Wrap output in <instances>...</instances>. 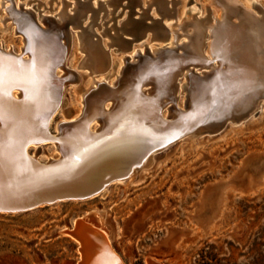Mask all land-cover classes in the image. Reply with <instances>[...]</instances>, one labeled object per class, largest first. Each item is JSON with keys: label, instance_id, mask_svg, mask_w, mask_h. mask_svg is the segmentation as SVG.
<instances>
[{"label": "rangeland", "instance_id": "obj_1", "mask_svg": "<svg viewBox=\"0 0 264 264\" xmlns=\"http://www.w3.org/2000/svg\"><path fill=\"white\" fill-rule=\"evenodd\" d=\"M6 1L11 12L23 10L15 7L16 0ZM18 1L29 2L25 10L36 19H59L65 3L70 5L71 14L80 1L93 2L98 7L97 0ZM99 1L109 4L97 17L89 13L79 27L61 24L67 53L58 68V76L64 81L59 105L47 125L53 136H60L66 123L82 117L86 91L97 88L95 82L105 77L82 65L87 58L81 49L83 28L91 27L94 40L100 38L106 45L103 49L112 52V64L106 75L110 74L109 81L116 84L121 76L117 78L115 74L123 63L122 56H129L130 52H117L112 42L134 39L130 32L122 31L128 18L139 19L143 7L148 16L161 19L157 5L149 7L150 0H144V6L133 7L132 0H120L114 5L112 0ZM179 1L178 6L169 5L178 9V20L186 11L187 16L195 14L196 18L208 17L211 11L214 15L221 14L210 5L211 0ZM235 1L258 17L264 15V0ZM4 16L0 13V20ZM144 23L152 25L149 18ZM162 23L167 27L175 19ZM5 26L0 22V42L12 48L10 51L20 52L21 46L24 47L21 35ZM147 42L142 38L133 44ZM153 44L164 51L172 47L168 42ZM139 47L143 48L134 47L132 54ZM212 64L218 69L226 68L217 61ZM96 67L103 69L99 55ZM211 71L209 67L190 65L178 74L172 81V91L158 96L161 118L173 121L186 113L193 104L197 85L191 77L204 78ZM104 82L108 84L98 83ZM142 91L147 96L156 94L150 82L144 84ZM246 99L223 104L205 124L153 152L134 169L132 176L111 182L91 198L45 204L22 212H0V264H77L79 241L69 232L80 217L103 224L126 264H148V259L162 264H264V101L256 106H238ZM114 104V100L107 101L106 110ZM101 128V119L89 125L92 132ZM30 150L43 161L62 156L54 141L33 144Z\"/></svg>", "mask_w": 264, "mask_h": 264}, {"label": "bare ground", "instance_id": "obj_2", "mask_svg": "<svg viewBox=\"0 0 264 264\" xmlns=\"http://www.w3.org/2000/svg\"><path fill=\"white\" fill-rule=\"evenodd\" d=\"M119 1L112 0L111 4L114 5ZM148 2H150L148 4L149 7L157 5L158 13L162 15L163 20L175 19V23L167 27L151 26L141 30L132 27L130 32L134 34L140 32L139 34H142L147 39L148 42L146 44H133L139 40L130 43L123 40L113 41L112 44L117 46V52H130L129 56H122L123 63L120 66L119 73L113 72L116 73L115 76L117 78L122 73L126 62H139L136 67L137 72L147 73L152 76L150 84L154 86L156 91L154 95L160 96L172 91V81L190 65L211 68V73L204 78L191 77L192 80L196 81L197 85L195 86L191 108L180 115L183 120L187 118L194 119L204 115L207 108L212 104L216 105L212 112V116H214L223 104L232 102L230 95L238 88L240 89L234 92L235 96L248 94V104L256 106L261 101H264V15L258 17L244 4H240L235 0H211L210 5L218 12H221L220 16L214 15L211 11L208 17L196 18L194 17L195 14L187 16L189 11H186L185 16L178 20V9H171L169 5L178 6L180 5L179 0H150ZM97 3L98 7L93 2L80 1L75 5L73 14L68 10L70 5L65 3L60 10L59 19H52V23H46L43 17L38 18L39 24L42 27L50 26L52 28L51 31L37 32L34 31L26 18L20 17V15L14 14L8 9V1L2 0L0 13H4L5 16L0 22L6 24L5 28L7 30L21 35L22 45L25 43V36L18 30L23 29L26 34L34 33V38L39 42V49L44 50L39 55V59L43 60L42 57L44 56L45 60H49L53 67H57L55 74L58 76V68L61 66L59 64L61 48L58 40L62 32L61 24L66 23L69 26L79 27L81 21L87 18L89 13L97 17L102 8L105 9L109 4L108 2L101 3L99 0H97ZM145 3L144 0H132L131 7L138 6L137 4L144 6ZM28 4L29 2L22 4L18 0L15 1L16 8L22 7L25 9ZM39 4L42 5L41 3ZM253 7L255 8V4ZM55 9L53 8L52 10L54 11ZM142 9L144 10L143 7ZM233 19H237L238 22H234ZM130 23V18H128L126 24ZM149 31L152 34H149ZM172 35L173 40L171 41ZM238 36H240V39H238ZM183 37H186L187 41H180ZM208 39H211V41H208ZM81 41V49L87 54V58L82 65L90 68L92 73L105 75L104 79L99 81H107L109 85L114 86V82L109 81L112 76L110 74L106 75L112 64V52H106L103 49L102 46L106 45L100 38L94 40L91 27L83 28ZM154 41L168 42L172 47L168 49L169 51H164L162 48H156L153 44ZM137 46H142L143 48H136L135 53L132 54L133 48ZM0 48L6 49V51L12 49L10 47L6 48L3 41L0 42ZM22 50L23 46H21L20 52L17 53H21ZM240 51L246 53L247 59L241 53L237 57V53L239 54ZM204 53L212 56L213 59L207 58ZM98 55L103 60V69L101 70H97L98 68L96 67ZM25 57L27 58L28 56ZM150 57L155 60L160 59V61H154ZM37 61L38 59L34 63L30 62L26 66L24 65V68H22L30 71L29 68L32 69L37 66ZM216 61L220 63L219 65L227 66L228 76L226 78H222L224 71H220L221 69L212 64V62ZM13 65L15 64L12 60L0 56V116L2 118L0 120V142L2 145L0 147V203L16 197L30 196L43 190L54 191L61 187L79 186L81 183L91 179L88 176L87 167L97 159H103L109 166L123 169L129 164L128 162L135 154L139 155V153L133 152L135 150L132 147L135 143H132L129 139L130 137L124 134L115 140L105 141L96 145L90 144V147L82 154L78 163L68 159L63 163H58L45 169L34 166L32 162L24 158L21 151L42 166L49 162L41 160L35 153L31 154L30 146L35 143L34 139L41 128L39 121L43 117L41 119L38 115L39 113H47L54 108L56 93L52 91L51 96L39 99L37 95H40V91H36V86L34 85L33 89H31L33 92H28L24 99L21 100H19L21 95L13 90L12 97L16 102L11 101L5 95L6 89L8 87L16 88L15 84H19V80H23L22 77L28 76L25 74L26 71L24 72L22 69L20 74L13 76L11 70L16 68ZM34 75H29L31 83L35 81ZM46 76L48 80L49 73ZM134 77H136L134 73L126 71L123 79L129 81L132 80L129 78ZM99 81H96L95 84L98 85ZM121 90L128 93L131 90L133 91L134 88L126 89L124 85ZM110 98L113 97L103 92L101 88L95 89V87H92L86 91L83 101L85 106L81 109V111H84V116L77 125L71 128L79 132L73 138L68 137L65 142V146H70L71 148L67 151L68 156L77 155L78 150L86 143L80 140L81 137L85 136L82 132V122L94 115V102L105 103ZM133 101L134 97H131L126 103L116 104L113 108L115 110L109 116L103 118V126L105 127L114 118L123 115ZM108 106L105 105V110L108 109ZM226 112H223V114L226 115ZM152 124L155 126L168 125L163 121L153 122ZM134 133L135 130L126 132L127 135H133ZM61 150L64 151L63 146H61ZM26 169H31L32 172H25ZM70 200L79 201V199ZM71 231L90 241L89 243L93 246V257L91 258L93 264H110L112 261L113 264H126L122 256L113 247L111 236L108 230L103 228V224L100 226L92 222L89 217H80L74 222Z\"/></svg>", "mask_w": 264, "mask_h": 264}, {"label": "water", "instance_id": "obj_3", "mask_svg": "<svg viewBox=\"0 0 264 264\" xmlns=\"http://www.w3.org/2000/svg\"><path fill=\"white\" fill-rule=\"evenodd\" d=\"M139 5V4H137ZM136 6V5H135ZM142 9V8H141ZM143 13L140 14V18H131L129 28H122V31H128L130 32L131 28H138V30H141L142 28L145 27H166L165 24L162 23L163 17L161 16V19L155 20L151 16H148L145 13V10H143ZM14 14L20 15V17H24L27 19V22L32 26L34 31L37 32H47L51 31V27H42L39 24L38 19H36L31 12L26 11L23 9L22 11L18 9H14L13 11ZM151 20V26L144 23L146 19ZM43 20L46 23L51 22L52 19L46 17L43 18ZM31 29V28H30ZM128 29V30H127ZM18 32L22 33L25 36V43L24 47L21 53H16L13 51H6L2 48H0V56L12 60L14 62L13 65L16 67L14 70L12 68L11 73H13V76L20 74V70H24L23 66L27 65L30 62H35L36 59L38 61L36 63L37 66L34 68H29L30 71L24 70L25 74L28 75L26 77H22L23 80H19V84H15L16 88H11L8 87L6 89L5 95L10 99L11 101L16 100L12 97V91L13 90H18L21 95L19 100L24 99L26 94L33 89L34 85L36 86V91H40V95H37L39 99H44L47 98V96L52 95V91H55L56 93V101L54 103V108L47 112V113H39L38 116L43 117V119L40 122L41 128L38 130L39 133L36 135L34 141L35 143L33 144H38L46 141H54L59 145V150L62 154L60 158L57 159H51L46 165H40L36 161L31 160L28 156H26L23 151H21V154L24 156V158L27 161H30L33 163L34 166L40 167V168H48L54 165H57L58 163H63L67 161L68 159L74 160V163H78L81 160L82 154L87 151V148L90 147V144H100L105 141H110V140H115L119 137H122L124 134L125 136L130 137L129 139L131 140L132 143H135V145L132 147L134 153H139V155L135 154L130 161L128 162L127 166H125L123 169L116 168L109 166L108 163H105L103 159H97L95 162L89 164L87 167V173L88 176L91 177V179L87 182L81 183L79 186H72V187H61L57 188L54 191H47L43 190L41 192H36L31 194L30 196H24V197H16L12 198L7 202H1L0 203V212H22V211H27L33 208H36L41 205L45 204H52L56 203L61 200H70V199H87L95 196L96 194L100 193L108 184L115 180L119 179H124L129 177L134 169L138 166H140L153 152H156L158 150L163 149L167 145L173 143L174 141L178 140L180 137L183 135L189 133L190 131H193L197 129L198 127L202 126L205 124L211 117H212V112L214 111V108L216 107L215 104H212L209 108H207V111L204 115L200 117H196L194 119L187 118V119H182L181 117L179 119L173 120V121H166L160 116L159 108H158V103H159V98L157 95L155 96H147L145 93L142 91V87L144 86L145 83L150 82L152 76L147 74V73H138L137 72V66L139 65V62L136 63H127L126 67L123 69L121 76L118 79V82L114 85L111 86L107 83H98V87L95 89H102L103 92L108 93L111 95L113 98H110L107 101L114 100L115 104L112 106L110 110H105V103H97L94 102L93 104V113L94 115L87 119L83 123L82 127V132L84 133L85 136L81 137L80 140L81 142H86L82 145V147L78 150V154L74 156H68L67 151L70 148V146H65L66 145V139L68 137H75L76 134H78L79 131L71 129L73 126L77 125L81 119L84 116V112L82 117L75 121V122H69L66 123L63 126V130L60 134V136H53L48 132L47 125L49 118L51 114L57 109L59 105V98H60V91L62 87V83L64 82L62 78L58 77L55 74V71H57V67H53L51 65V62L49 60H45L44 56L42 57L43 60L39 59V55L43 53L41 49H39V42L37 39L34 37V33H25L23 29H19ZM133 36V40H127V39H121L126 42H134L135 40H141L143 37L142 34H134L130 32ZM239 35V34H237ZM240 36H238V39ZM62 32L60 34L59 40V45L61 48V59L59 64L62 66L65 60V56L67 53L66 46L62 42ZM169 51V50H165ZM240 53L243 55L244 58L247 59L246 53L239 52L237 53V57L240 56ZM28 56L27 58L25 56ZM41 57V56H40ZM236 57V58H237ZM150 59H152L150 57ZM154 61H160V59H152ZM23 67V68H22ZM227 68V66H226ZM221 69L220 71H224V74H222V78H226L227 75V69ZM126 71H130L136 75L134 78H129L132 80H124V75ZM29 73V74H28ZM49 73V78L47 80L46 74ZM35 74V75H34ZM128 74V73H127ZM12 75V74H11ZM29 75H34L35 76V81L31 83V78ZM21 78V77H20ZM29 78V79H28ZM28 79V80H27ZM133 84V85H132ZM125 85V88H130L133 87L134 90L129 91L126 93L125 91L121 90V87ZM132 85V86H131ZM35 89V88H34ZM240 88L235 90L234 92L238 91ZM33 92V91H32ZM232 92L230 97L231 101L238 99L244 100L245 97L247 99L238 106L240 107H247L250 106L251 104L247 103V100L249 99L248 94H244L241 96H235V93ZM134 97V101L130 104L126 112L123 113V115L118 116L114 118L110 124L107 123V125L104 127L103 126V118L106 116H109L110 113H112L115 109L114 106L120 105L121 103H126L128 102V99ZM127 100V101H126ZM124 101V102H123ZM46 114V115H45ZM45 115V116H44ZM0 116V120H1ZM96 119H101L102 120V128L97 131V132H92L89 129V125L91 124L92 121ZM157 121H163L167 123L168 125L166 126H155L152 123L157 122ZM104 127V128H103ZM135 130V133L133 135H127V131ZM1 131V129H0ZM142 132V133H140ZM1 134V132H0ZM103 137V138H101ZM1 142H0V147H1ZM61 146L64 147V151L61 150ZM67 148V149H66ZM25 172H32L31 169H26ZM85 218V217H83ZM71 235H73L78 241H79V247L78 251L80 253V260L77 262V264H93L92 263V254H93V246L90 241L87 239H84L81 235L76 234L74 231L69 232ZM110 264H113V261L110 262ZM148 264H162L159 261H156L154 259H148Z\"/></svg>", "mask_w": 264, "mask_h": 264}]
</instances>
